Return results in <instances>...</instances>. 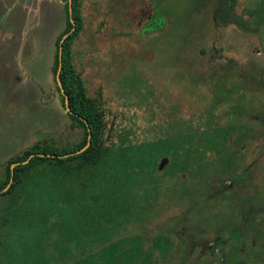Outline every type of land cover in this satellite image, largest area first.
<instances>
[{
    "label": "rangeland",
    "instance_id": "374dc122",
    "mask_svg": "<svg viewBox=\"0 0 264 264\" xmlns=\"http://www.w3.org/2000/svg\"><path fill=\"white\" fill-rule=\"evenodd\" d=\"M14 1L11 13L0 12V183L9 160L34 143L68 150L83 138L52 70L63 1ZM145 1L79 0L71 60L99 102L108 170H29L0 196V264H145L135 237L119 231L142 227L152 250L155 234L188 210V193L198 202L220 183L224 228L237 233L251 209L245 233L264 241V0H232L222 14L223 0H151L153 31L143 30ZM207 203L216 209L215 199ZM259 252L240 261L260 264Z\"/></svg>",
    "mask_w": 264,
    "mask_h": 264
},
{
    "label": "flooded vegetation",
    "instance_id": "af4514ba",
    "mask_svg": "<svg viewBox=\"0 0 264 264\" xmlns=\"http://www.w3.org/2000/svg\"><path fill=\"white\" fill-rule=\"evenodd\" d=\"M7 1L8 0H0V2L3 3L0 12L5 15L11 13L16 7V1L12 4ZM230 2L232 3V0L220 1L217 13L222 14L221 9L223 7L226 9H233L232 5H229ZM150 3L151 0H146L144 2L146 5L143 4L140 9L142 14H144V10L148 12L146 20L144 21L146 25L143 30H160L159 26L154 22L155 13L153 8L149 9V7H151ZM24 7L25 5L21 6V8L25 10ZM226 14L228 15V19H231L232 16L235 15L232 11H227ZM207 181H205L206 185ZM219 185V187L215 189H206L207 195L204 199L199 200V203L193 200L195 194L192 195V193H188L186 196L187 202L184 203L185 206L190 205L188 210L183 217L173 221L172 227L160 229L159 232L155 234L152 250L144 248L145 243H148L152 237L143 236V228L140 226L138 229L139 233L135 235L129 232L130 226L122 228L119 234L117 232H115V234H118L120 239L135 237L136 244L138 245V251L135 255L138 260L145 264H151V260H157L158 262L159 259L168 260V262L166 261L167 264H230L229 260L232 261V264H245L240 261L244 253L246 254L244 256L250 258L249 263H251L252 257L254 260H257L254 256L255 254H253V250L257 247L260 248V256L264 254V241H258L260 239L256 240L255 235H246L245 233L247 224L249 223V228L253 225H251L250 222L251 216L255 215V211L251 209L243 211L236 230L237 233L234 232V225L230 228H224L223 205L220 201H223L222 195L225 187H223V183ZM201 190L203 189H200V192H202ZM1 191L2 190H0V194H2ZM208 199H215L216 204L212 208L216 207V209H208ZM174 205L175 203L171 202L165 209L168 210ZM255 240L258 241L257 244ZM259 258H261L258 260L259 263L263 264L264 258ZM225 259L227 260L226 262H224Z\"/></svg>",
    "mask_w": 264,
    "mask_h": 264
},
{
    "label": "trees",
    "instance_id": "16d2710c",
    "mask_svg": "<svg viewBox=\"0 0 264 264\" xmlns=\"http://www.w3.org/2000/svg\"><path fill=\"white\" fill-rule=\"evenodd\" d=\"M64 1L65 8V21L66 25L62 33L58 36L55 42V56H54V65L53 73H56L58 66V45L61 37L72 29V24L70 22L68 9H67V0ZM264 10V4L262 6ZM232 16V14H231ZM72 18L74 20L75 29L63 42V53H62V70L60 73V81L64 88V91L68 97V106L70 110L76 115H70L67 113V117L72 125L78 126L83 132V138L80 143L68 150H57L50 145L44 144L43 142H36L27 149L23 151L20 156H15L11 158L8 164L4 168L5 178L0 183V190H3L6 185L9 183L11 178L10 166L14 163H22L31 155H35L29 159L28 163L25 165L19 164L13 169V180L11 186L7 192L0 194V196L6 195L13 190V188L21 182L24 175L29 170H34L42 163H47L48 165H61L69 163V167L72 165L77 171H84L91 169L101 171L108 164V156L111 155L109 148L104 145V135H105V123L103 114L100 110L99 102L96 98H90L86 94V89L83 86L81 76L78 72L75 71L73 63L71 60V48L74 39L81 32L83 27V19L80 12L79 0H73L72 2ZM231 20L240 26H245L242 19L232 16ZM18 89V88H17ZM57 93H59L62 106L64 107V98L61 96L58 86L55 87ZM24 90H16V95L20 98H25ZM27 99V98H25ZM65 108V107H64ZM80 118H83L82 121ZM264 121V119H263ZM88 125L91 133V143L90 146L83 151L82 153L74 156L63 157L65 155L71 154L75 151L80 150L86 145L87 142V126ZM39 155H44V157H39ZM49 156V157H48ZM74 163V164H72ZM70 164H72L70 166ZM72 166V168H73ZM110 167V166H109Z\"/></svg>",
    "mask_w": 264,
    "mask_h": 264
},
{
    "label": "water",
    "instance_id": "95a60500",
    "mask_svg": "<svg viewBox=\"0 0 264 264\" xmlns=\"http://www.w3.org/2000/svg\"><path fill=\"white\" fill-rule=\"evenodd\" d=\"M72 1L73 0H68V14H69V18H70V22L72 24V29L70 31H68L66 34H64L61 39L59 40V45H58V66H57V70H56V73H55V82H56V85L58 86L59 88V91H60V94L61 96H63L64 98V107H65V110L68 114L70 115H75L69 108L68 106V97L64 91V88L62 86V83L60 81V73H61V70H62V65H63V62H62V53H63V47H62V44L63 42L67 39V37L73 32V30L75 29V24H74V20L72 18ZM76 116V115H75ZM82 121L83 118H80ZM86 124V122H84ZM87 126V133H88V136H87V142H86V145L81 148L80 150L78 151H75L71 154H68V155H65L63 157H69V156H74V155H78L80 153H82L83 151H85L89 146H90V143H91V133H90V129L88 127V125L86 124ZM35 155H31L28 160L22 162V163H15V164H12L10 166V170H11V178H10V181L9 183L6 185V187L1 191L2 193L5 192L11 185V182H12V176H13V169L15 166L19 165V164H22V165H25L28 163L29 159H31L32 157H34ZM39 157H44V155H39ZM49 157V156H48ZM167 163V159L164 158L161 160L160 164H159V170L162 169L163 165Z\"/></svg>",
    "mask_w": 264,
    "mask_h": 264
}]
</instances>
